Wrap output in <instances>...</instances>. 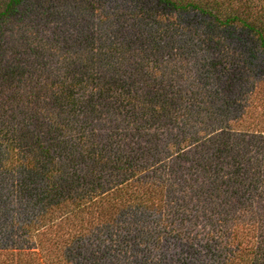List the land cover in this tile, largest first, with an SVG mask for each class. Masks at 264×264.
<instances>
[{
    "label": "trees",
    "instance_id": "1",
    "mask_svg": "<svg viewBox=\"0 0 264 264\" xmlns=\"http://www.w3.org/2000/svg\"><path fill=\"white\" fill-rule=\"evenodd\" d=\"M0 264H264V0H0Z\"/></svg>",
    "mask_w": 264,
    "mask_h": 264
}]
</instances>
